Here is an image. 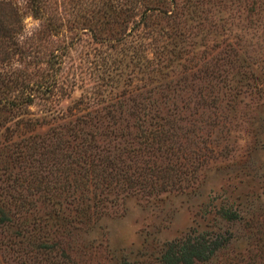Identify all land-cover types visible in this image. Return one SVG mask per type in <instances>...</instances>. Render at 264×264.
<instances>
[{"label": "rangeland", "instance_id": "obj_1", "mask_svg": "<svg viewBox=\"0 0 264 264\" xmlns=\"http://www.w3.org/2000/svg\"><path fill=\"white\" fill-rule=\"evenodd\" d=\"M15 1L20 24L6 33L9 38L0 36V173L27 175L34 170L41 175V162L22 160L20 143L15 148L11 140L35 124L39 132L60 122L57 116L78 98L87 108L100 107L135 88L141 82V66L134 50L122 56L119 43L110 47L95 41L82 28L87 19L78 25L71 20L75 10L84 16L92 12L94 18H101L98 13L106 9L117 12L118 0H98L96 8H91L94 0H61L62 18L55 28L59 33L49 37L46 47H57L51 57L47 52L29 54L27 36L39 21L22 0ZM198 15L200 31L189 39L195 50H208L212 44L236 52L214 86L215 105L204 107L200 122L209 157L191 186L151 195L106 193L98 215L75 214L64 207L55 215L41 195L29 198L28 204L37 207L34 215L42 239L52 248L61 246L71 260L68 264H162L166 241L197 231L219 233L221 245L194 264H264V0H201ZM117 18L108 20L116 29ZM195 20L188 24L194 27ZM77 29L79 34L73 36ZM172 53L166 60L169 66L162 68L170 75L188 60ZM73 167L70 175L83 173L82 167Z\"/></svg>", "mask_w": 264, "mask_h": 264}, {"label": "trees", "instance_id": "obj_2", "mask_svg": "<svg viewBox=\"0 0 264 264\" xmlns=\"http://www.w3.org/2000/svg\"><path fill=\"white\" fill-rule=\"evenodd\" d=\"M22 1L39 21L27 36L29 54L53 56L57 47H46L52 41L49 37L59 33L55 28L62 18L61 0ZM94 1L91 8L100 4ZM200 2L118 0L117 12L103 10L98 13L101 18H94L92 12L88 16L72 12L71 20L77 25L80 19L89 21L82 28L95 41L110 47L119 43L122 56L134 50L141 82L100 107L87 108L78 98L57 116L60 122L39 132L35 124L26 135L11 140L15 148L20 143L22 160H38L43 171L41 175L34 170L27 175L0 173L4 174L0 175V264L71 263L61 246L52 248L42 239L39 217L34 215L37 207L28 204L33 195H41L55 215L64 207L88 216L99 214L97 206L106 193L151 195L195 182L198 168L209 157L200 126L204 107L215 105L214 86L225 73L224 65H232L236 57L231 48L209 44L208 50H195V42L189 41L201 28ZM19 10L15 0H0V36L20 24ZM114 16L118 29L108 22ZM192 18L198 19L194 27L188 24ZM78 34L77 29L73 36ZM172 52L174 58L188 60L170 75L162 68L169 66L166 60ZM73 164L83 168L77 177L70 175ZM219 237L216 232H186L165 242L160 262L194 264L206 259L221 245Z\"/></svg>", "mask_w": 264, "mask_h": 264}]
</instances>
